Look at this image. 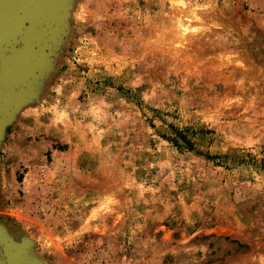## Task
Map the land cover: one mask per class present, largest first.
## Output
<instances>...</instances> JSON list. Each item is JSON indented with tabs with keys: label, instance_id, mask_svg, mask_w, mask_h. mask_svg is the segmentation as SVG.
I'll list each match as a JSON object with an SVG mask.
<instances>
[{
	"label": "rangeland",
	"instance_id": "rangeland-1",
	"mask_svg": "<svg viewBox=\"0 0 264 264\" xmlns=\"http://www.w3.org/2000/svg\"><path fill=\"white\" fill-rule=\"evenodd\" d=\"M47 52L0 141L20 264H264V0H72Z\"/></svg>",
	"mask_w": 264,
	"mask_h": 264
},
{
	"label": "water",
	"instance_id": "water-1",
	"mask_svg": "<svg viewBox=\"0 0 264 264\" xmlns=\"http://www.w3.org/2000/svg\"><path fill=\"white\" fill-rule=\"evenodd\" d=\"M71 1L0 0V141L34 97L32 82L47 71V51L64 33ZM27 243L14 241L0 225V264L24 262Z\"/></svg>",
	"mask_w": 264,
	"mask_h": 264
},
{
	"label": "bare ground",
	"instance_id": "bare-ground-1",
	"mask_svg": "<svg viewBox=\"0 0 264 264\" xmlns=\"http://www.w3.org/2000/svg\"><path fill=\"white\" fill-rule=\"evenodd\" d=\"M15 1V0H14ZM12 4V7H15V4H13L14 2H10ZM177 26H178V29L181 33H186L188 30H189V27L187 25V22H185L184 18L182 17H179L178 20H177Z\"/></svg>",
	"mask_w": 264,
	"mask_h": 264
},
{
	"label": "trees",
	"instance_id": "trees-1",
	"mask_svg": "<svg viewBox=\"0 0 264 264\" xmlns=\"http://www.w3.org/2000/svg\"><path fill=\"white\" fill-rule=\"evenodd\" d=\"M264 163V162H263Z\"/></svg>",
	"mask_w": 264,
	"mask_h": 264
}]
</instances>
